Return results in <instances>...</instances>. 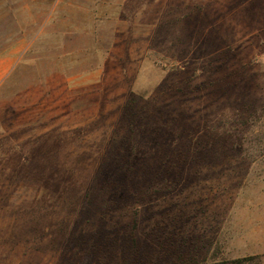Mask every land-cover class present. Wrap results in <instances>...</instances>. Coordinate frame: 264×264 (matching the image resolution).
<instances>
[{"label": "rangeland", "instance_id": "obj_1", "mask_svg": "<svg viewBox=\"0 0 264 264\" xmlns=\"http://www.w3.org/2000/svg\"><path fill=\"white\" fill-rule=\"evenodd\" d=\"M0 264H264V0H0Z\"/></svg>", "mask_w": 264, "mask_h": 264}, {"label": "trees", "instance_id": "obj_2", "mask_svg": "<svg viewBox=\"0 0 264 264\" xmlns=\"http://www.w3.org/2000/svg\"><path fill=\"white\" fill-rule=\"evenodd\" d=\"M231 264H241V260L240 259H234V260H232Z\"/></svg>", "mask_w": 264, "mask_h": 264}, {"label": "crops", "instance_id": "obj_3", "mask_svg": "<svg viewBox=\"0 0 264 264\" xmlns=\"http://www.w3.org/2000/svg\"><path fill=\"white\" fill-rule=\"evenodd\" d=\"M0 73H1V69H0ZM1 77V76H0Z\"/></svg>", "mask_w": 264, "mask_h": 264}]
</instances>
